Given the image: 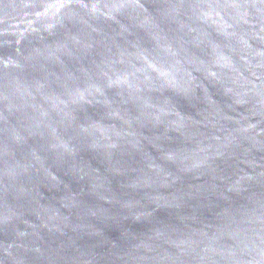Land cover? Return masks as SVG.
Instances as JSON below:
<instances>
[{
    "label": "water",
    "instance_id": "obj_1",
    "mask_svg": "<svg viewBox=\"0 0 264 264\" xmlns=\"http://www.w3.org/2000/svg\"><path fill=\"white\" fill-rule=\"evenodd\" d=\"M0 264H264V0H0Z\"/></svg>",
    "mask_w": 264,
    "mask_h": 264
}]
</instances>
